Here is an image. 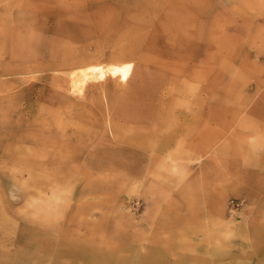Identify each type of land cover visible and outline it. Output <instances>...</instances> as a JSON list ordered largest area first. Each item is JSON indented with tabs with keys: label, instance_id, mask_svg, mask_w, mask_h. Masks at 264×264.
Returning <instances> with one entry per match:
<instances>
[{
	"label": "rangeland",
	"instance_id": "1",
	"mask_svg": "<svg viewBox=\"0 0 264 264\" xmlns=\"http://www.w3.org/2000/svg\"><path fill=\"white\" fill-rule=\"evenodd\" d=\"M9 30L56 64L1 78L0 95L30 81L43 93L51 75L89 64L134 68L125 84L91 82L67 101L56 86L50 110L38 100L40 182L5 221L1 264H85L70 252L81 248L127 264L153 249L170 264H264V230L259 240L251 229L264 228V0H0V43ZM219 127L222 140H207ZM102 140L139 152L88 153Z\"/></svg>",
	"mask_w": 264,
	"mask_h": 264
},
{
	"label": "bare ground",
	"instance_id": "2",
	"mask_svg": "<svg viewBox=\"0 0 264 264\" xmlns=\"http://www.w3.org/2000/svg\"><path fill=\"white\" fill-rule=\"evenodd\" d=\"M42 29H43V27H42ZM114 32H116V31H114ZM124 32H126V31H124ZM92 33H94V32H92ZM9 34H10V30L5 35L7 37V39H6L7 41H4V43H0V79L3 77H10V76H14V75H26V74H28L29 71L31 70V68L34 66V65H32V63L38 61L39 59L46 61V63L48 64L47 65L48 69H53V67L56 64L55 58L53 56L50 57L48 55L45 57L40 52H34L33 50H30V51L24 50L22 48V46H20V43L17 42L16 40L8 41ZM91 36H92V34H91ZM99 38H101V37H99ZM61 39L62 38H60V40ZM119 39H121V38H119ZM60 40L58 39V41H60ZM104 40L106 41L105 38H104ZM120 41H122V39ZM121 45H124V44L122 43ZM123 48H116L113 51V53L111 54L113 59H116V60L117 59L118 60L128 59V56L125 55ZM100 50H101V48H100ZM28 53H31V54H28ZM108 53H109V51H108ZM82 57H84L83 59H85V60L89 59V57L87 55H84ZM82 57H79V58L73 57L72 58V57H69L67 54H64L63 59H65L68 62V64L72 61L73 63H80L81 65H83L84 62H82ZM133 68H134L133 64H130V63L126 64V63H121V62H112V63L111 62L110 63H101L100 62L97 64L96 63L95 64H89L86 66H81L79 68H76V69L72 70L71 72L65 73V74L60 75L58 77H54V75L53 76L51 75V83L49 85L44 86L46 89H44L43 93L36 90V87H38L37 86L38 82L30 81V84L28 86L24 87L23 89H21L19 91H16L14 93H9L6 95H0V125L3 123V126H0V235H3L6 231V229H5L6 222L5 221L9 215L12 214L18 218L20 209H19V207L18 208H14V207L20 205L23 202V200L29 201V200L35 198L36 194H37L36 192L38 189V184L40 182L39 172H38L39 171L38 162L36 159V153H38L37 144L39 141V138H38L37 132H36V125H37L36 122L39 119V115L37 114V110H36L38 100H44V102H46V105L48 106V109L50 110L51 105L55 101L56 95L54 93V88L56 86L59 88H62V90H61L62 92H60L58 94L59 95L58 98L62 99V96H63L64 98H66V101H67L68 98H71L70 96L67 95L68 92H70L71 95H73V96L78 95V94L82 93L83 90L85 89V87L91 82H94V83L96 82L98 85L103 86V84L105 85L104 81L106 79L113 78L117 83L125 84L126 81L130 80L132 72H133ZM48 78H50L49 75L46 76V79H48ZM12 80L19 82L20 83L19 85H21L25 82H28L30 79L28 78V76H25V77H22L19 79L14 78ZM8 81H11V79L0 80V94L7 92L6 90H8V87L6 86V84L8 83ZM14 88H17V86H13L10 89H14ZM142 91H144V90H142ZM142 91L132 88V90H130L128 92H132V93L136 92L135 94L140 93V95H141ZM102 95H104V94H102ZM94 96L95 95L93 94V97ZM145 99H146V97H145ZM74 104H75V101H74ZM120 104L122 107V102ZM128 104L127 105L123 104V105H126L127 107L131 106ZM53 105H55V104H53ZM57 105H58V103H57ZM59 106H60V104H59ZM131 107H134V105ZM138 109L137 110L134 109V111H138ZM147 109L149 111V108H147ZM124 113H125V111L123 112L122 115H124ZM50 114H51V112H50ZM139 115L140 114L138 113V116ZM46 117H48V116H46ZM147 117L148 116H146V118ZM68 119H70V118H68ZM131 119H133V118H131ZM48 121H49V119H48ZM162 121H163V119H162ZM4 123H5V125H4ZM68 123H70V122H68ZM144 126H145V124H144ZM81 131H85V130H81ZM112 135L114 138V134H112ZM119 135L120 134H118V136ZM129 135H131V134H129ZM129 135H126V137L128 136V138H129ZM62 136H64V135H62ZM118 136L116 138L121 137V135L119 137ZM126 137H124V139ZM134 137H136V135ZM137 138H138V136H137ZM115 140H117V139H115ZM129 140H130V138H129ZM129 140H127L126 142H129ZM125 143H121V144H125ZM136 144H134V145H136ZM104 145H106V146H104ZM141 145H143V144H141ZM128 149L129 148L126 146H117L116 144L110 145V144H106V143L103 144V140H102L96 146L91 148L88 153H138L139 152V151H134L133 149H130V150H128ZM40 176H42V175H40ZM40 192H42V191H40ZM51 193H53V191ZM10 228H12V227H10ZM251 229H252V233L255 234L257 236V238L260 240L264 228H257V227L253 228L252 227ZM262 238H264V235L262 236ZM44 242H46V243L48 242L49 244H52L50 242V240H47ZM2 243H4V242H2ZM45 247H47V246H45ZM205 247H207V246H205ZM209 251H210V249H209ZM70 252H73V254L75 256H78L79 258L85 259L86 260L85 264H110V261H113L114 264H127V261L125 259L116 258L114 255H110V254H98L95 250L91 251V250L81 248V249H78L77 251H76V249H72V251H70ZM255 253L250 254L251 258H255ZM60 255H65V253L57 251L55 254V257L60 256ZM95 259L99 260L100 262L96 261ZM256 259H258V258H256ZM4 261H5V259H4ZM139 261H141V263H143V264H170L165 259V255L163 254V252L160 250H156V249H153L151 251V253H149L146 257L139 259ZM185 261L186 260L184 258H181L175 264H185ZM258 261H259V259H258ZM251 262L254 263V260H251ZM193 264H201V263L194 262Z\"/></svg>",
	"mask_w": 264,
	"mask_h": 264
},
{
	"label": "crops",
	"instance_id": "3",
	"mask_svg": "<svg viewBox=\"0 0 264 264\" xmlns=\"http://www.w3.org/2000/svg\"><path fill=\"white\" fill-rule=\"evenodd\" d=\"M219 61H220V59H219ZM216 130L218 131V134H217V135L221 136V138H216V137H214V138H208L207 140H209V141H218V140H222V137L226 135V134H224L223 129H222L221 127L217 128ZM204 139H205V138H202V139H201V134H199V138L196 137L195 135L192 137V139L190 140L191 143H192V146H193V148H192V149H193V150H192V153H199L198 151H196L195 143H198V146L201 147V146L199 145V143L202 142V141H204ZM207 150H208V149H207ZM206 152L208 153L209 151H205V150H204L202 153H206Z\"/></svg>",
	"mask_w": 264,
	"mask_h": 264
}]
</instances>
